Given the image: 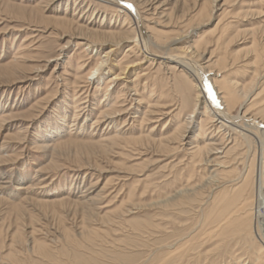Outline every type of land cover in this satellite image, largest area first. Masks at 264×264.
<instances>
[{"label": "rangeland", "instance_id": "374dc122", "mask_svg": "<svg viewBox=\"0 0 264 264\" xmlns=\"http://www.w3.org/2000/svg\"><path fill=\"white\" fill-rule=\"evenodd\" d=\"M263 162L264 0H0V264H264Z\"/></svg>", "mask_w": 264, "mask_h": 264}, {"label": "bare ground", "instance_id": "6f19581e", "mask_svg": "<svg viewBox=\"0 0 264 264\" xmlns=\"http://www.w3.org/2000/svg\"><path fill=\"white\" fill-rule=\"evenodd\" d=\"M103 2H105V3H107V4H109V5H114V6H116V0H103ZM132 6V5H131ZM130 7V6H129ZM134 7V6H133ZM122 8V7H121ZM126 10V9H125ZM138 9H136V11H137ZM135 11V13H136V15L133 17V20H134V24H135V27L136 28H138L140 25H139V22L141 21V15H140V13H139V11L138 12H136ZM137 36V35H136ZM138 42V41H137ZM169 57H165L164 59H171V58H173V56L172 55H168ZM171 57V58H170ZM174 59V58H173ZM180 60V59H179ZM190 60V59H189ZM184 62V61H183ZM103 62H99V64H97V66H96V68L93 70V71H91L92 73L94 72V71H98L99 70V65L101 66V64H102ZM177 63H179V61L177 62ZM186 64V63H185ZM189 64H191V63H189ZM199 68H201L200 66H199ZM195 71H193V69H191V67H190V69H189V72L191 73L192 71V73H193V76L195 77V78H199V81H200V83H201V77H200V75H199V73H198V71L196 70V69H194ZM91 73V74H92ZM90 74V75H91ZM198 76V77H197ZM96 78V77H95ZM232 84V83H231ZM199 85V84H198ZM203 89V88H202ZM248 95V93H245V98H246V96ZM214 108V107H213ZM215 109V108H214ZM213 116H215L216 118H217V120L218 119H220L219 121H222V123H225V122H232L233 124H234V122H235V120H237V118H239V117H241L242 116V118L244 119V117H245V115L243 114V115H241V116H231L228 112H226V111H224V110H221V109H219V108H217V109H215L214 111H213V114H212ZM251 118V117H250ZM253 118V117H252ZM246 119V118H245ZM255 119V118H254ZM251 120V119H250ZM220 123V122H219ZM237 123V122H236ZM259 124H260V122H259ZM234 125H236V124H234ZM239 126V125H238ZM245 126V125H244ZM246 127V126H245ZM241 128V127H240ZM244 128V127H243ZM244 130V129H243ZM219 147V146H218ZM205 150H206V153L207 154H212L213 155V153L214 152H212L213 150H217V147H212V146H206L205 148H204ZM216 154V153H215ZM208 162H214L215 164L214 165H222V162L221 161H219V160H216V158H213V159H209L208 160ZM264 163V162H263ZM262 163V164H263Z\"/></svg>", "mask_w": 264, "mask_h": 264}]
</instances>
